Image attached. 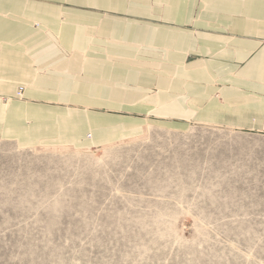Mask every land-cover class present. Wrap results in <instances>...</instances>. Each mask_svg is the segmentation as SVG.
Segmentation results:
<instances>
[{
  "label": "crops",
  "instance_id": "1",
  "mask_svg": "<svg viewBox=\"0 0 264 264\" xmlns=\"http://www.w3.org/2000/svg\"><path fill=\"white\" fill-rule=\"evenodd\" d=\"M152 117L264 134V0H0V138L99 147Z\"/></svg>",
  "mask_w": 264,
  "mask_h": 264
},
{
  "label": "rangeland",
  "instance_id": "2",
  "mask_svg": "<svg viewBox=\"0 0 264 264\" xmlns=\"http://www.w3.org/2000/svg\"><path fill=\"white\" fill-rule=\"evenodd\" d=\"M0 264H264V134L152 117L99 147L0 138Z\"/></svg>",
  "mask_w": 264,
  "mask_h": 264
},
{
  "label": "built area",
  "instance_id": "3",
  "mask_svg": "<svg viewBox=\"0 0 264 264\" xmlns=\"http://www.w3.org/2000/svg\"><path fill=\"white\" fill-rule=\"evenodd\" d=\"M20 94H22V91H21V93Z\"/></svg>",
  "mask_w": 264,
  "mask_h": 264
}]
</instances>
